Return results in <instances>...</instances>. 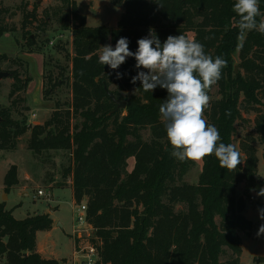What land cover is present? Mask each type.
<instances>
[{"label": "trees", "instance_id": "obj_1", "mask_svg": "<svg viewBox=\"0 0 264 264\" xmlns=\"http://www.w3.org/2000/svg\"><path fill=\"white\" fill-rule=\"evenodd\" d=\"M58 1L61 6L51 8L52 12L44 9L42 16L37 6H23L21 27L26 31L36 22L42 27L51 15L62 29L72 31V99L65 110L57 108L44 123L32 126L27 116L20 120L10 107H0V151L16 149L18 139L30 131L28 148L33 153H72L73 166L66 176H72L75 204L86 200L92 229L89 241L99 242L96 264H241V234L253 229L245 211L264 188L255 144L264 145V34L248 32L243 47H238L236 0H111L124 7L116 27L89 26L76 0ZM259 8L258 22L264 19V0H259ZM14 15L0 2V38L16 30L8 24ZM150 28L161 43L169 35L192 33L190 37L204 45L206 54L227 61L221 79L208 93L211 97L217 87L220 97L210 100L204 116L219 130L220 142L235 145L237 126L251 123L243 113L256 114L254 131L243 135L238 148L235 145L243 161L235 170L221 168L211 155L202 159L198 182H185L195 161L179 162L171 156L159 113L167 91L158 86L145 92L139 81L131 83L141 70L136 69L134 57L122 64L123 82L99 63V50L108 41L115 47L119 38L126 37L135 52L137 40L148 36ZM25 34L28 45H36V36ZM0 60L10 58L0 53ZM8 73L14 79L12 98L31 79L22 78L18 70ZM49 81L46 93L63 84V78L50 76ZM113 84L120 90L136 89L125 99L124 109H117L111 99L110 95L119 99L120 93L111 88ZM143 130L150 131L148 140ZM130 159H134L132 171L128 170ZM18 183V168L12 165L4 178L5 189ZM178 205L185 207L176 210ZM52 226L50 214L17 219L6 202H0V264L3 259L6 264H60L37 250V232ZM74 241L77 248L80 239Z\"/></svg>", "mask_w": 264, "mask_h": 264}, {"label": "rangeland", "instance_id": "obj_2", "mask_svg": "<svg viewBox=\"0 0 264 264\" xmlns=\"http://www.w3.org/2000/svg\"><path fill=\"white\" fill-rule=\"evenodd\" d=\"M0 2L15 12L14 16L8 18V24L16 27L15 31L0 38V53L6 54L10 60H19L16 63L10 60H0V71L18 70L22 78L31 79L23 91L11 98L10 90L14 79L10 75L1 78L0 107H10L14 118L21 120L23 116H27L30 126L34 125V122L44 123L55 109L65 110L72 99V31L62 29L57 18L51 15L45 18L46 23L42 24V27H37L38 22H36L26 31L22 30L23 6L28 4V9L37 6L42 16L44 9L49 8L52 12L51 8L61 6L58 0H0ZM76 2L79 12L87 17L89 26L116 27L124 12L123 5H114L111 0H76ZM25 32H31L33 36H36V45H28ZM188 36H192V33ZM107 44L112 45L110 41ZM235 61L239 62L238 53L235 55ZM111 70L115 75L117 72L121 73L122 65L116 70ZM140 71L147 70L141 68ZM50 76L58 77L60 80L63 78V84L58 85L52 93H46L50 86ZM119 80L123 82V76ZM111 88L120 90L115 84ZM119 92V99L124 101L129 95L135 93L132 88H123ZM219 97L218 88L214 87L210 100ZM15 98H17L16 102ZM243 116L249 118L251 123L247 125L240 123L237 126L235 135L237 148L243 135L248 131H254L256 114L243 113ZM75 121L73 119V122ZM142 134L145 140L149 139V130H143ZM29 138L30 131L18 139L16 149L0 151V199L2 202L7 201V207L13 210L17 219L25 218L27 213L30 215L52 214L57 210L54 219L60 222L59 226L50 232H41L40 245L46 251V255L64 257L59 260L60 264H80L81 256L76 252L75 241L73 250L72 237L75 239L80 235L87 236L90 232L92 236V231L88 226L81 227L76 222L80 204L77 205L74 202L72 176H66L67 170L73 166L72 153L65 150H49L35 154L28 148ZM255 144L259 158L258 174L259 178L264 180V145L259 141ZM12 165L18 168L19 183L17 187L6 190L4 178ZM133 168L134 159H130L128 170L132 171ZM201 169L202 160L195 161L194 166L184 177V181L196 184ZM239 189L242 190V185ZM39 190H44L45 195L39 196ZM183 207L185 206L178 205L176 210ZM260 209H264V196L255 195L249 201L245 211L247 218L253 222V229L250 233L241 234L243 246L241 264H264V235L259 237L256 235L260 225L264 224V220L259 218ZM69 234H72V237ZM1 264H6L5 259Z\"/></svg>", "mask_w": 264, "mask_h": 264}, {"label": "clouds", "instance_id": "obj_3", "mask_svg": "<svg viewBox=\"0 0 264 264\" xmlns=\"http://www.w3.org/2000/svg\"><path fill=\"white\" fill-rule=\"evenodd\" d=\"M233 11L239 17L236 25L239 48L243 47L248 32L256 30L264 34V19L257 21L262 15L259 0H236ZM137 44L135 52L130 50L126 37L119 38L114 48L111 44L103 45L99 63L116 70L127 58L134 57L136 69L147 71H138L131 83L139 81L145 92H152L158 86L167 91L159 113L173 158L179 162L200 161L214 155L221 168L235 170L243 162L240 153L235 145L220 142L219 130L204 118L210 103L208 93L221 79L227 61L221 56L213 58L206 54L202 43L184 34L169 35L161 43L155 30L150 28L148 36L138 39ZM123 75L116 73L117 79ZM256 195L264 196V188ZM259 218L264 220V209L259 210ZM256 235H264V224Z\"/></svg>", "mask_w": 264, "mask_h": 264}, {"label": "built area", "instance_id": "obj_4", "mask_svg": "<svg viewBox=\"0 0 264 264\" xmlns=\"http://www.w3.org/2000/svg\"><path fill=\"white\" fill-rule=\"evenodd\" d=\"M39 196H44L45 191L39 190ZM80 211L76 216V222L81 227H87L91 229V227L87 223V203L83 201L80 205ZM92 231V229H91ZM91 237V232L88 233L87 236H78L77 238L80 239L79 246L76 248V252L80 254L81 261L80 264H96L97 260L99 259V252H98V245L99 242L91 243L89 241Z\"/></svg>", "mask_w": 264, "mask_h": 264}, {"label": "crops", "instance_id": "obj_5", "mask_svg": "<svg viewBox=\"0 0 264 264\" xmlns=\"http://www.w3.org/2000/svg\"><path fill=\"white\" fill-rule=\"evenodd\" d=\"M30 122V121H29ZM43 122H34L33 124L35 125V124H42ZM18 186V185H17ZM16 186V187H17ZM15 188V187H14ZM0 202H2V200L0 199ZM6 208L7 209H9L8 207H7V201H6ZM57 212V210H55L52 214H50V216H51V218L53 219V226H52V228L50 229V230H46V231H38L37 232V250H38V252L42 255V257H44V258H46V259H56V260H60V259H63L64 257H54V255H46V251L44 250V248L43 247H41V245H40V242H39V235H40V233L41 232H50V231H52V229L53 228H55L56 226H59L58 224L60 223V222H58V221H56L55 219H54V214ZM12 213H13V210H12ZM14 215V214H13ZM27 215H30V213H27ZM26 215V216H27ZM15 217V216H14ZM61 227H62V224H61ZM69 235H71V237H72V234H69ZM72 243H73V250H74V239H73V237H72Z\"/></svg>", "mask_w": 264, "mask_h": 264}, {"label": "water", "instance_id": "obj_6", "mask_svg": "<svg viewBox=\"0 0 264 264\" xmlns=\"http://www.w3.org/2000/svg\"><path fill=\"white\" fill-rule=\"evenodd\" d=\"M235 69H236V72H237L238 66H236ZM8 76H9V73L8 72H2V71H0V79L3 78V77H8ZM110 96H111V99L116 102L117 109H124L126 107V102L125 101L120 100V99H117L113 95H110ZM142 220H143V218H142Z\"/></svg>", "mask_w": 264, "mask_h": 264}]
</instances>
